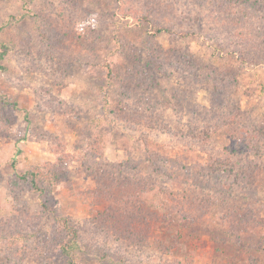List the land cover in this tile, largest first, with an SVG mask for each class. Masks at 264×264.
Listing matches in <instances>:
<instances>
[{
	"label": "rangeland",
	"instance_id": "374dc122",
	"mask_svg": "<svg viewBox=\"0 0 264 264\" xmlns=\"http://www.w3.org/2000/svg\"><path fill=\"white\" fill-rule=\"evenodd\" d=\"M2 43L0 264H71L60 219L75 264H264V0H0ZM196 109L224 122L206 146L176 136ZM212 164L249 196L181 221L182 182ZM37 168L44 192L19 179Z\"/></svg>",
	"mask_w": 264,
	"mask_h": 264
},
{
	"label": "trees",
	"instance_id": "16d2710c",
	"mask_svg": "<svg viewBox=\"0 0 264 264\" xmlns=\"http://www.w3.org/2000/svg\"><path fill=\"white\" fill-rule=\"evenodd\" d=\"M263 3L260 2L257 6H261ZM157 34H160L162 32H168L166 29L158 27L155 29ZM9 53V48L6 44L2 43L0 44V61H4L7 54ZM5 104L8 106H11L12 108L17 107L14 102H9L7 100H3ZM210 114V113H208ZM192 121L187 125V128L185 130L180 131L176 136L182 138V139H187L189 142L192 144L194 143H200L203 145H209L210 144V136L211 134L217 130L223 127L224 122L216 123V124H211L208 123V116L205 113H200L196 109L195 111L192 112ZM264 133H262L263 135ZM234 135V134H233ZM234 138V136H233ZM263 141V137H260ZM242 157L248 158V154L243 153L241 155ZM237 167L239 166H221L217 164H212L211 166L209 165L208 167H205L202 169L200 172V177L204 178L203 182L197 183L195 182L197 179L192 178L191 174H193V169L191 168L189 170V177L185 178L182 183H184V186H181L180 189V195H179V200L180 203L184 201L181 205L177 206L176 208V213L178 216V219L181 221H184L186 218L187 220L189 219H194L192 216L194 213L190 211L191 205L193 204L192 200L194 201V204H200V208L198 211H200V216L202 215V211L206 210V207L214 203L216 199H219L218 196H225V194H230V192H239L241 194V197H248L249 195L245 194L246 189H243L241 191L240 187L238 186L241 184L240 179L238 177L243 178L244 174L241 172V170H238ZM247 168V167H245ZM253 168V169H252ZM161 169V168H160ZM158 169L156 171L161 172V170ZM256 168L255 166H250V169L247 170L249 171H255ZM245 172V170H243ZM242 173V174H241ZM246 173V172H245ZM247 176V175H246ZM192 178V179H191ZM22 181H25L29 184V191L32 192H44V189H41L40 183H42V179L48 180V177L44 175L43 169H35L32 172H29L19 178ZM195 182L196 184H194ZM52 178H50L49 186L48 188H51L53 185ZM196 186L199 187L201 191H197L195 188ZM237 189V191H235ZM202 194V197H199L200 199H197L195 194ZM219 193V194H218ZM215 194H218V196H215ZM15 195V194H14ZM218 197V198H217ZM198 202H196L197 200ZM241 201H232L228 204L227 206V211L224 217L225 224L230 227L231 230L241 232L242 228L240 227V224H250L254 225L255 221L249 218L248 216H241L243 217L241 221L237 222L236 217L240 214L241 212ZM184 204H187L184 205ZM203 207V208H202ZM187 208L188 212H186L184 209ZM197 210V209H196ZM204 213V212H203ZM190 214V216H189ZM244 215V214H243ZM233 219H232V218ZM61 221V226L64 231V237H62V241L60 244L53 243L50 245V248L54 250V253L56 252L60 256H63L65 260L68 263L75 264V259L73 256V252L79 249V231L77 229V226L74 225V223L69 222L66 219H60ZM15 238V239H14ZM14 238H11V242H5L4 245L7 246L6 248V256L4 259L6 261L10 260L13 258L15 253H17V249L13 250V247L17 246L19 244L20 238H17V236H14ZM231 239L237 240L236 236H232ZM12 243V244H11Z\"/></svg>",
	"mask_w": 264,
	"mask_h": 264
}]
</instances>
